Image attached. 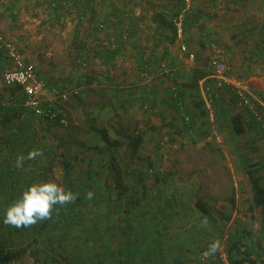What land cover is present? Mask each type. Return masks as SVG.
I'll use <instances>...</instances> for the list:
<instances>
[{"label":"crops","instance_id":"crops-1","mask_svg":"<svg viewBox=\"0 0 264 264\" xmlns=\"http://www.w3.org/2000/svg\"><path fill=\"white\" fill-rule=\"evenodd\" d=\"M149 1L146 3L143 0H74L75 3H79L83 16L86 12L91 15H103L99 21L108 23L109 17L112 18L114 14L131 17L132 21L126 28L124 24L121 26L115 24L116 27H112V29L117 30L119 27V34H122L126 29L131 30L132 40L128 43L125 42V44L122 42L108 43L106 47L99 46L100 48L98 47L99 49L96 51L95 60L106 68L104 70L107 79L105 80L108 83L106 88L117 87L118 75L113 74L111 70L114 69L115 63L120 58L125 60L128 68L124 69L123 74H121L122 84L120 86L125 95V100H127L122 107L123 110L142 112L141 105L146 102L149 106H153L154 112L157 113L151 117L144 116L141 121L137 122V128L136 126L133 128L143 133L144 143H146L150 131L162 129L161 118L163 119L168 111L169 114L175 112V106L167 97L172 86L167 90V83L161 82L159 85V81L155 80V87L151 88V85L149 86L146 82L153 80L154 77H149L148 73L154 74L157 70L156 66L161 60H169L171 64L173 63L179 68L176 83L183 88L184 105L186 104L187 111L194 116L193 127L197 131L196 136L189 138L186 135L184 140H189L188 143L193 144L197 139H201L200 143L205 144L218 143L216 147L218 149L217 159L229 160L232 165H236L237 170H235L240 178L237 183L240 186L235 187L234 206L229 203L228 197L220 201L208 199L205 195L200 197L205 206L215 208L219 212V214H213L212 219L200 212L193 200L189 202L184 200L183 203H180L178 196L170 193L169 196H172L174 200L166 202L159 197H163L167 191L160 189L157 185L151 186V196L142 195L137 189L138 186H135L133 192L138 193L139 211L136 212L130 205L124 203L123 207H128L131 213L124 212L123 216L126 217L121 218L122 222L118 221L117 224L107 225V231L111 229L112 232L117 231L118 233L108 238L107 251L110 250V254H114L113 256H119L120 250H122L121 253L125 255V260H129V254L133 253L131 249L138 252L139 247L145 244L146 250L143 254L146 259L142 261L139 257L136 260L138 261L137 264H218L220 255L223 252L226 253V241L230 235L237 240L240 239L241 233H245V235L251 233L256 236L257 244H259L264 255V204L255 205L253 200L257 190L264 192V0H201L202 5L207 7L206 12L208 13L205 16L202 15V10L198 11L195 3L194 18L191 19L190 17V24L187 28V32L191 30V33H187L183 41L187 44L189 53L194 54L196 59L203 61L202 64L205 63L207 66L208 58L202 59V56L206 55L205 48L208 47V41L204 39L205 35L199 34V31L202 29L201 32L205 31V33L215 37L219 46L216 51L219 53L221 61L229 68V78L244 83L253 107L258 108V118L249 108L240 107L236 97L228 88L220 91V94H217L215 101L211 104L208 102V98L202 97L204 96L203 90H206L207 87L210 88L209 86L214 84V80H212L207 67L203 68L197 63L188 65L186 63L188 62L186 60L188 55L180 52L179 44L174 40L171 18L176 13L179 0H160L155 3ZM141 3H143L142 6ZM12 6L14 15L11 11L9 15L6 13L0 15L2 23L4 19H9V22L13 24L6 34L1 33L7 41L11 37L14 38L12 33L22 23L19 17L23 15H18L16 11L19 7ZM141 9L143 11H140ZM154 9L159 11L156 16L157 23L153 20V22H143V19H149L148 10H151L153 14ZM133 15L141 16H138L137 19L136 17L133 18ZM214 16L218 20L214 19L213 22H210V18ZM205 20L210 22L206 23V25L209 24L208 26L204 25ZM112 45L114 46L112 47ZM111 51L117 52V56L106 65L96 58L98 55ZM145 60H147L145 64H150L151 69L150 67L146 69L147 66L143 68L142 62ZM7 65L9 66V63L4 53L0 52L1 84H3L2 74ZM38 74L47 83L61 82L58 78H55L57 81L49 79L47 74H42L39 71ZM159 79L161 80V78ZM196 80L197 88L187 87L188 84L190 85ZM208 84L210 85L208 86ZM118 90H115L116 93L112 96H118V93H121V90L117 92ZM158 95L164 97L165 101L161 97L158 98ZM21 98L22 94L19 88L9 89L3 85V91L0 92V103L15 101L17 106H20ZM70 104L74 107L77 102ZM211 106L215 109V115L211 114V118L216 117V125L213 123L211 125L203 124L202 121L199 124L198 119L206 114V110L211 111ZM66 107L65 105L63 106L64 109H61L63 113L66 112ZM9 109L12 107L2 108L0 106V136L5 135V133L7 136L8 131L11 133L16 131L14 134L16 136L31 137V130L33 129L26 125L23 127L21 126L23 124L20 125L18 122L30 118V120L35 121V117L22 111V119L15 118L7 113L10 111ZM21 110L23 109L21 108ZM5 113L9 116H6ZM161 113H163L162 117L160 116ZM172 117L175 119L174 116H169L171 123L165 127L170 131L175 130L177 135L182 137L183 132L177 131L178 127L171 120ZM91 122L93 123V118H91ZM94 122L96 126L95 119ZM21 127L26 128L25 131L21 130ZM34 128L36 129V127ZM9 137H13V135L10 134ZM195 189L193 187L191 193H194ZM197 190L200 189L197 187ZM149 191L144 190V193ZM156 192H161L163 196H160L159 193L156 194ZM138 199L136 200L138 201ZM168 203H172L173 206ZM205 219L208 221L207 225L203 223ZM99 230L101 229L99 228ZM114 237L122 240L121 246L117 245ZM111 239H113V243ZM217 239L221 242L220 250L205 262H201L202 252L208 248L210 242ZM139 253L141 254V251Z\"/></svg>","mask_w":264,"mask_h":264},{"label":"rangeland","instance_id":"rangeland-1","mask_svg":"<svg viewBox=\"0 0 264 264\" xmlns=\"http://www.w3.org/2000/svg\"><path fill=\"white\" fill-rule=\"evenodd\" d=\"M143 1L148 3V0ZM151 1L155 3L160 0H150L149 2ZM55 3H59L61 8L55 9ZM143 3L140 5L142 6ZM195 3L199 9L198 11L202 10V15L205 16L208 13L206 12L207 7L202 5L201 0H193L192 10L189 14L191 19L194 18ZM12 5L18 6L19 8L16 10L17 14L23 16L19 17L22 21L21 26L15 29L14 33H12L14 38L11 37L9 41L13 43L20 55L26 59L25 61L35 65L40 73L47 74L50 77L49 79L56 80L55 78H58L61 81L59 83L80 89L81 100L74 107L73 105H67L66 112L63 113L66 115L67 126L41 124L35 118V121L30 120V118L25 121H19L18 124L20 123V125L23 124L21 125L23 127L29 126L33 129L31 137H27L26 135H13V137H9V135L6 136V133L5 135H1L0 165L5 159L13 163L16 161L18 155L24 154L26 156L27 152L32 149L43 148L44 150H52L53 156L42 155L36 159V163L31 162L30 165L26 164L30 162V160L26 159L24 167L18 171V176L15 175L14 181L11 182H14L16 188L22 189V194L32 184L46 182L50 179H54L65 190L70 189L74 194H79L78 196L82 199L85 198L87 192L92 191L94 193L92 200L97 199V204L93 206L91 203H88L82 207H78L77 210L78 213L87 214L84 226L80 228L77 226L68 228L58 223V226L50 230V235L47 238L52 237L54 245L60 248L59 253H64L67 257V259H62L60 256V260H69L70 264H76L75 260L79 262L86 254H88L87 258H89L88 262L92 264L97 263L103 257H106L110 263H115L116 260L112 256H109L107 252L106 241L118 233L117 231L112 232L110 228V231H107V225L110 226L111 223L117 224L118 221L122 222L121 218L126 217L123 216L124 212L128 211L131 213V211L128 207L118 208L119 211H117L115 209L116 202L111 203V201L116 199V195L110 193L111 190L104 188V180L107 178V174L105 173L107 171L104 166L106 164L104 162L105 156L100 153V150H105L106 145L101 141L99 136L90 131L89 125L91 118H93L96 120V126L99 128H109V126L120 124L122 127L129 128L130 126L133 129L144 116H153L150 108L146 110L141 108L142 112L138 113L136 111L126 112L122 108L125 104L122 103V98L125 99L124 93H118L116 97L112 96L116 93L115 90L119 89L122 91L120 87L122 84L121 74H123L124 69L128 68V64L124 62L125 60L121 58L119 61L117 60L118 62L115 63L114 69L111 70L113 74L118 75L117 87L112 89L106 88L108 84L104 74L106 68L95 60V54L97 49L100 48L99 46L106 47V44H115L116 42L125 44V42L128 43V40L125 41L123 37L120 39L121 33L119 34V27L117 30H113V26L109 23H106L105 31H100L99 25L105 24L104 21H99V18H102L101 16L103 15H91L89 12H86L83 16L79 3H75L73 0H0V15L2 13L9 15L10 11L14 15ZM140 11L143 10L141 9ZM148 11L149 19L145 18L143 22L148 23L153 20L157 23L156 16L159 11L154 9L153 14L151 10ZM138 16L141 15H133V18L136 17L138 19ZM216 18L215 16L211 17L210 22H213ZM208 20H205V26L209 25H206L207 22L210 23ZM12 25L9 19H4L3 23L0 19V32L3 35L6 34ZM201 31L202 29L199 31L200 35L211 37L214 44L213 47L217 50L219 46L215 37L205 33V31ZM187 33H191V30ZM185 38L182 40L175 38L174 40L180 47ZM130 40H132V37ZM210 50L209 47L205 48L206 55L202 56V59L205 57L209 59L211 56ZM180 52L182 53L181 50ZM216 54L219 55L218 52ZM202 62L196 59L194 62L186 63L188 65L197 63V65L203 68L207 67L210 71L208 64L206 66ZM162 64L165 63L161 61L156 66L157 70L154 72V67L152 71L161 78V80L159 78L157 80V82L159 81V85H161V82L163 84L167 83L168 90L175 81L173 82L163 77ZM169 64L179 71V68L173 63L169 62ZM89 79H94L92 84H89ZM146 82L151 85L154 81L147 80ZM213 85L209 87L213 89V99L215 101L220 91L216 90ZM1 91H3V84L0 82ZM206 91L207 89L203 90L204 96H202L205 99L207 98ZM160 97L158 95V98ZM161 98L163 99L164 97ZM163 100L165 101V99ZM210 110H206V114L201 119H198L199 124L202 121L203 124L211 125L213 123L216 125V117L211 118V114H214L215 109L211 106ZM169 116L175 117V119L172 117L171 120L176 123L177 127L181 125V118L175 112L169 114L168 111L163 116V119L161 118L162 129L150 131L147 142L142 148L143 156L150 158L155 164L153 168L155 170L161 169V181L157 180L155 173H150L141 181L134 176L130 177L128 183L137 185L140 193L148 196L152 195L151 186L157 185L160 189L167 191V194L164 196L161 192H156V194L159 193L160 196H163L159 197V199L163 198L166 202L174 200L172 196H169L170 193L177 195L180 203H183L184 200L185 202L191 200L195 202V199L204 195L212 198L214 201H220L226 197L229 198L233 194L236 196L235 187L240 186L237 183L240 178L237 176L236 165H232L229 160L217 159V152H213L211 148H206L205 152L199 150L202 145H207V143L201 142L198 145H194L193 143H188L189 140H184L185 136H178L175 130L170 131L165 127L166 124L171 123ZM150 125L153 124L150 123ZM23 127H21V130L25 131L26 128ZM203 135L205 136V133ZM80 143H83L86 147H82ZM208 144H213L214 148L218 146V143L215 142ZM64 160L68 161L71 165L68 177L65 176V170L62 166ZM0 185V252L5 255L7 248L14 250V244L24 240L22 235L24 228H14L4 224L5 214H3V209L6 208L4 205L7 206V203L3 193L7 190V186H10V183L8 185L0 183ZM193 187L196 189L198 187L200 190L196 191L195 189L196 192L191 193ZM144 190L150 191L144 193ZM136 199H138L137 196ZM168 204L173 206L172 203ZM86 230L90 231L91 238L85 244ZM46 232L43 234L45 238L47 236ZM63 232L65 234L62 235ZM114 240L118 246H121L122 240L120 241L116 237H114ZM111 241L113 243V239ZM77 243L80 244L78 248L83 249L82 251L74 248V244ZM94 243L95 247H93ZM64 250L65 252L67 250V254ZM33 259H35V255H33ZM39 259L40 264L45 263V253L43 251L39 254ZM63 263L65 264V261ZM58 264L62 263L58 262Z\"/></svg>","mask_w":264,"mask_h":264},{"label":"trees","instance_id":"trees-1","mask_svg":"<svg viewBox=\"0 0 264 264\" xmlns=\"http://www.w3.org/2000/svg\"><path fill=\"white\" fill-rule=\"evenodd\" d=\"M178 4L179 5H178V8L176 10V13L173 15V17L171 19V26H172L173 35L175 38H176V36H175V30L173 27V18L175 17V15H177L179 10L181 9V7L183 5V0L178 1ZM60 6L61 5L59 3L58 4L55 3V9H59ZM82 14H83V12H82ZM189 14L186 16L185 23H184V25H185V31H184L185 36L187 33L188 25L190 24L189 23L190 22L189 21V19H190ZM109 18L110 19H109L108 23L110 25H112L113 27H116L115 24H124L125 28H126V26L128 24L130 25V22L132 21L130 16H128V15L123 16L121 14H114L112 18L111 17H109ZM104 23L105 24L102 23V25H99V27L103 26L102 30L99 29L100 31H105V29H106L105 25H107V24L105 21H104ZM130 31L131 30L126 29L120 35V39L123 37V39L125 41L126 40L130 41L131 36H132ZM205 39H206V41H208V47H209V49H211L210 50L211 55H213L215 53V50L212 49L213 43H211V38L209 36L205 35ZM185 45H187V44H185ZM116 54H117V52H114V51L105 52L103 55H98V57H96V58H98L102 64L104 63L106 65L109 62H111L117 56ZM144 55L146 56V54H144ZM195 60H196V56H195ZM146 61L147 60L142 62L143 68H145V66H147L146 69L149 67L151 69L152 67L150 64H145ZM161 61H163V63H165V64H168L170 67H173L168 63L169 60L163 59ZM161 61L159 63H161ZM83 63L86 64L85 62H83ZM162 65H161V69H162ZM208 65H209V59H208ZM148 75H149V77H154L153 81H155V80L157 81L159 78V77H157V75L155 73L151 74V72H150V73H148ZM178 75H179V73H177V75L174 78H172V77L166 78L170 81H173V82L175 81L172 84V88L170 89V91H168L167 97L170 99L173 106H175V109H174L175 113L177 114L178 117L181 118V125L178 126L177 131L180 133L183 132V136L187 135L189 138H191V137L196 136L195 134L197 131L193 127L194 126V118H193L192 114H190L187 111L186 104L184 105L185 94H184L183 88H182V86L179 87V85L176 83V79H177ZM93 81H94V79H89V84H92ZM109 81L111 82L112 80L110 79ZM197 86H198L197 80L194 83L187 85V87H189L191 89H195V88H197ZM152 87H155L154 82L151 83V88ZM175 89H176V95H173V92L175 91ZM117 92H119V90ZM80 100H81V96L76 100V102L79 103ZM125 101L126 100L122 98L123 104L125 103ZM212 102H214V99L212 100ZM69 105H71V104H68V106ZM63 106L61 107V109H64ZM141 108L143 110L150 108L151 114L153 113L152 115L157 114L154 112V110H155L154 107L151 105L149 106L148 103H146V102L144 105H141ZM9 110L10 111H8L7 113L10 116L22 119L23 113H22L21 108L17 107V109L12 108ZM182 113H184L190 119V121L188 123H186L184 121V119L182 117ZM11 114H15V115H11ZM17 114H18V117H17ZM9 115L6 114V116H9ZM162 115H163V113L160 114L161 117H162ZM33 117H34V115H33ZM65 118H66V115H65ZM48 124H50V123H48ZM52 124H59V125L65 126L59 122L58 123H51L50 125H52ZM136 128H137V126H136ZM136 128L135 129L126 128V127H122L120 124H118L116 126H113V125L109 126V128H99V127H96L94 125V119H93V123L90 121V125H89L90 131L95 133L96 135H98L100 137V139L102 140V142L106 145L105 150H100V153H102V155L105 156L104 162L106 164L104 166H105V169L107 171L105 173V174H107V178H106V180H104V184H105L104 188L107 190H111L110 193H114L116 195V199L111 201V203L113 204L114 202H116L115 209L117 211H119L118 208L121 209L124 206V203H125V205H128V206L130 205V207L135 209L136 212L139 211L138 205L140 203V200L139 199H138V201L136 200L137 192H133V189L137 185H134L133 183H131V184L128 183L129 182L128 180L130 177L134 176L136 179L141 181L148 174L155 173L156 174L155 176H157V180L161 181V176H162L161 169L155 170V168H153V167H155V164L153 163V161L150 158H145L142 154V148L145 144L144 143V137H143L144 135L142 132H140ZM15 132L11 133V131H8V135H10V134L14 135ZM200 141H201V139H197V141L194 142V145H198L200 143ZM80 144L82 147H86L83 143H80ZM206 148H211L213 152L214 151L218 152V149L214 148L210 144L202 145V147L199 150H202L203 152H205ZM39 150H42L44 156H48V157L53 156L52 150H50V149L44 150L43 148L42 149L40 148ZM37 158H39V157H37ZM36 159L30 160V162H28L26 164L30 165L31 162L36 163ZM62 166H63V169L65 170V176L68 177L70 175V171H71L70 163L68 161L64 160L62 162ZM159 168H161V167H159ZM18 171H20V169H17L15 167V162L11 163L6 159L4 161H2V163L0 165V183H2L3 185L4 184L8 185V183H10V186L9 187L7 186V190L3 193L5 195L6 203H7V206L4 205L6 208L3 209V214H6L7 208L14 201L18 200L22 196V189L16 188V186L14 185V182H11V181H14L13 178L15 175L18 176ZM170 174H173V173H170ZM166 176H167V174H166ZM30 181H31V179H30ZM163 181H164V179H163ZM15 184H16V182H15ZM8 189H9V191H8ZM230 197H229L228 201L231 205L234 206L235 205L234 197L233 196H230ZM208 199H212V198H208ZM253 200L255 202V205L264 204V192H263V190H257L256 194L253 197ZM76 201L77 202L69 203L68 205L63 206V207L57 205L56 207H57L58 211H55L53 213L52 219L45 220L42 222H38L36 225L32 226L31 229H30V227L24 228V231L22 234L24 237V240H22L20 243L14 244V246H15L14 250H12V248H10V249L7 248V253L5 255L0 252V264H17V263L18 264H40L39 263V260H40L39 254L42 251L45 253V263L44 264H58V262H61L62 264H64L63 263L64 261H65V264H70L69 260H60V256L62 257V259L63 258L67 259V257L64 255V253H59L60 248H57L54 245V243H53L54 239L52 237H49V238H47V237L50 235V232H51L50 230L53 227L58 226V223H59V225H64L65 227H68V228L69 227L71 228L74 226H77L80 228L81 226H84V222L87 220V214L82 213V212L78 213V211H77L78 207H82L88 203H91L94 206L98 202L97 199L96 200H88V199H86V196L83 199L78 196V199ZM195 205L199 209V211L202 212L207 218L212 219L213 214H219V212H217V210L215 208H210L209 206L208 207L205 206L204 201H202L200 198L195 199ZM112 209H114V207H112ZM114 212H115V210H114ZM45 231H47L46 232V234H47L46 238L47 239L43 235ZM89 232H90L89 230L85 231V242H84L85 244L91 238V234ZM63 234H65V232H63L62 235ZM246 235H245V233H241L240 239H237V240L234 237H231V235L228 237V239L226 241V248H225L227 261L229 262V264H264V255L261 251L259 244H257L256 238H255L256 236H253V234H251V233H248ZM99 240H100V238H99ZM79 245L80 244H78V243L74 244V248H77L78 250L82 251L83 249L78 248ZM95 246L96 245L94 243L93 247H95ZM145 250H146L145 244L141 245V247H139L138 252L136 250L133 251V249H131V252H133V253L129 254V256H130L129 260H125L126 257H125V255H123L121 253L122 250H120V255L118 256V258H116L117 256H113L114 254H110L111 251L109 250L107 252L109 253V256H112L116 260V261L114 260L115 263L114 262L110 263L106 257H103L101 260H98L97 263H94V264H137L138 261H136V260L139 259V257L142 261H144V259H146V256L143 254ZM140 251H141V254L139 253ZM64 252H65V250H64ZM66 252H67V250H66ZM33 255H35V259H33ZM87 255L88 254H86V256L83 259L81 258L79 262L77 260H75V263L76 264H92L91 262L90 263L88 262L89 258H87ZM218 259H219L218 264H221L220 257ZM132 260H135V261L132 262ZM200 261L205 262L206 260H204V261L200 260Z\"/></svg>","mask_w":264,"mask_h":264},{"label":"built area","instance_id":"built-area-1","mask_svg":"<svg viewBox=\"0 0 264 264\" xmlns=\"http://www.w3.org/2000/svg\"><path fill=\"white\" fill-rule=\"evenodd\" d=\"M192 0H183V5L177 15L173 18V27L177 40H182L185 36V18L192 10ZM101 30L103 26L99 27ZM212 49L214 47L212 45ZM182 53L187 54V61L194 62L195 55L189 53L187 45L184 43L180 46ZM0 52H3L9 66L2 74L3 85L6 88H19L22 94V103L17 106L15 101L1 102L2 108L21 107L26 113L34 115L38 123H61L67 125L65 115L61 110V106L68 105L76 101L81 96V91L78 88L69 87L64 83L50 84L42 80L38 74L36 67L29 64L20 55L13 43L3 38L0 32ZM215 53L209 59V69L211 78L214 80L213 87L216 90L222 91L224 88L231 90L236 97V101L240 107L249 108L258 118L257 107H253L251 97L244 86L243 82L232 80L229 78V68L221 61L219 55ZM163 77L174 78L177 75V69L170 67L168 64L162 65ZM208 102L211 104L213 100L212 87L207 88ZM176 95V89L173 92ZM17 106V107H16ZM182 117L186 123L190 119L182 113ZM221 264H229L226 258V253L220 255Z\"/></svg>","mask_w":264,"mask_h":264},{"label":"clouds","instance_id":"clouds-1","mask_svg":"<svg viewBox=\"0 0 264 264\" xmlns=\"http://www.w3.org/2000/svg\"><path fill=\"white\" fill-rule=\"evenodd\" d=\"M43 155L42 150L33 149L27 153L18 155L15 167L22 169L25 160H34ZM79 194H74L70 189L65 190L54 179L46 182L32 184L23 191L22 196L14 201L6 210L4 224L14 228H27L36 225L38 222L50 220L53 213L58 211L57 205L63 207L69 203H74ZM94 193L87 192L86 199L92 200ZM207 225L208 221H203ZM221 248V242L217 239L209 243L208 248L202 252L201 260H207L214 256Z\"/></svg>","mask_w":264,"mask_h":264}]
</instances>
